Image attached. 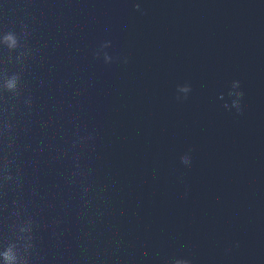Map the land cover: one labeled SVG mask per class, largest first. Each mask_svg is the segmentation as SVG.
I'll return each mask as SVG.
<instances>
[{
	"label": "clouds",
	"instance_id": "obj_1",
	"mask_svg": "<svg viewBox=\"0 0 264 264\" xmlns=\"http://www.w3.org/2000/svg\"><path fill=\"white\" fill-rule=\"evenodd\" d=\"M136 9L140 10V5H136ZM0 43H3L10 52L16 51L19 48V40L15 33L9 32L3 36L2 41ZM111 44L110 41L105 42L103 45H101V49L109 47ZM96 58H99L100 51L98 50L96 53H94ZM25 56V53L21 51L18 53L16 59L22 61ZM104 61L105 63H110L112 61V57L108 53H104ZM124 63H127V59L125 58ZM20 75L18 73H13L11 75H8L7 73H4L2 78H0V89H2L5 92L13 93L15 95H19L20 93ZM240 88V82L239 81H233L232 83V90L229 91L228 95L230 97H235L231 101V105L225 104V108H235L237 112L241 111V99L243 98L244 93L242 91H238L237 89ZM191 91V86L188 84H185L178 88V92H183L185 95L183 97L177 95V99H186L188 93ZM30 103V100L27 101ZM191 150H189L190 153ZM189 153H185L183 156H181V163L185 166L191 165V156ZM5 171H7V168H5ZM10 175H5V180H11ZM31 232H32V222L29 220L27 223L22 224L19 227V233L22 235H19L17 237V240H24L26 243L23 245V252L21 251V245L17 242H9L2 250H0V262L2 264H28V257L26 253L29 252V250L32 247L31 244ZM28 234V235H23ZM166 264H192L191 259L187 257H172L170 258Z\"/></svg>",
	"mask_w": 264,
	"mask_h": 264
}]
</instances>
